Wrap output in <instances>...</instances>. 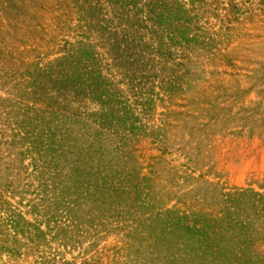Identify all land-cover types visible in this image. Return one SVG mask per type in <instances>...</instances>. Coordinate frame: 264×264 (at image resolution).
Listing matches in <instances>:
<instances>
[{
	"label": "trees",
	"instance_id": "1",
	"mask_svg": "<svg viewBox=\"0 0 264 264\" xmlns=\"http://www.w3.org/2000/svg\"><path fill=\"white\" fill-rule=\"evenodd\" d=\"M180 36L158 56L177 45L186 72L204 48L213 60L216 42ZM72 50L61 73L22 76L26 104L0 130V264H264V179L213 184L198 153L172 164L171 125L144 124L157 96L150 77L132 101L95 66L89 45ZM173 84L159 89H181ZM144 139L157 154L138 148Z\"/></svg>",
	"mask_w": 264,
	"mask_h": 264
},
{
	"label": "rangeland",
	"instance_id": "2",
	"mask_svg": "<svg viewBox=\"0 0 264 264\" xmlns=\"http://www.w3.org/2000/svg\"><path fill=\"white\" fill-rule=\"evenodd\" d=\"M180 33L216 42L213 60L204 48L189 57L196 66L186 72L176 66L177 45L158 56L159 45L181 41ZM84 44L124 95L150 77L157 96L144 124L171 125L165 159L176 165L198 153L199 172L227 188L264 179V0H0L1 131L26 104L22 76L61 73L72 49ZM141 66L148 76H139ZM162 82L181 89H159ZM5 147L0 143L1 155ZM138 148L158 153L146 139Z\"/></svg>",
	"mask_w": 264,
	"mask_h": 264
}]
</instances>
